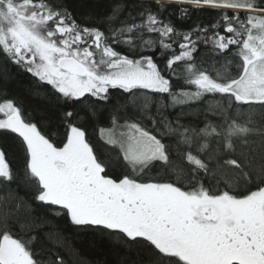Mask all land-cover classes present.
Masks as SVG:
<instances>
[{"label": "snow or ice", "instance_id": "obj_1", "mask_svg": "<svg viewBox=\"0 0 264 264\" xmlns=\"http://www.w3.org/2000/svg\"><path fill=\"white\" fill-rule=\"evenodd\" d=\"M0 114V264H264V0H0Z\"/></svg>", "mask_w": 264, "mask_h": 264}, {"label": "trees", "instance_id": "obj_2", "mask_svg": "<svg viewBox=\"0 0 264 264\" xmlns=\"http://www.w3.org/2000/svg\"><path fill=\"white\" fill-rule=\"evenodd\" d=\"M170 11H172V9H170ZM177 17L178 12L175 15L171 16L176 27L182 30H187L197 23L208 24L215 18L214 12L211 10H191L190 18L185 20H180ZM29 87V78L26 75L18 76L10 81L8 86V96L15 97L21 103L23 108L35 111L42 107V101L30 94ZM183 107L185 112V115L183 117L184 120H190L194 123H197L200 120L204 119V108L202 105L192 104ZM176 111H180V108L178 107ZM1 117L2 114H0V118ZM80 123L88 131L93 144L97 145V147H103V145L100 144L97 139L96 128L98 126H107L106 117H100L98 120H92L84 117L82 118ZM11 164L14 169L19 167V159L17 156L13 155L11 157ZM12 187L13 189H15V185H13ZM17 191H19L20 195H24L23 189H17ZM0 195H6L5 190L2 188H0ZM54 229L62 230L67 236L68 242L76 253V264H114L116 259L114 253L106 246L102 245L95 237L91 235H77L67 229L62 221H54L44 230L48 231ZM47 246L49 248L53 247V245H51L50 243H47Z\"/></svg>", "mask_w": 264, "mask_h": 264}, {"label": "rangeland", "instance_id": "obj_3", "mask_svg": "<svg viewBox=\"0 0 264 264\" xmlns=\"http://www.w3.org/2000/svg\"><path fill=\"white\" fill-rule=\"evenodd\" d=\"M2 118V117H1Z\"/></svg>", "mask_w": 264, "mask_h": 264}]
</instances>
